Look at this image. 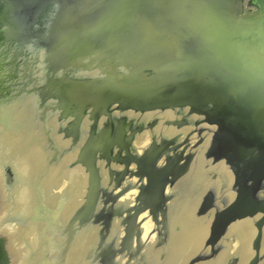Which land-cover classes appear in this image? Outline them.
<instances>
[{
  "label": "water",
  "instance_id": "1",
  "mask_svg": "<svg viewBox=\"0 0 264 264\" xmlns=\"http://www.w3.org/2000/svg\"><path fill=\"white\" fill-rule=\"evenodd\" d=\"M4 14L10 18L0 23L1 39L15 40L18 29H26L22 39L44 52L48 89L64 109L68 101L93 109L100 123L106 118L107 132L117 114L179 112L191 125L205 126V157L225 162L233 186L223 191L221 205L209 192L197 208V219L211 220L209 234L188 264L215 260L228 229L245 220L257 229L246 264H264V0H0ZM115 147L124 150L117 141L88 142L80 155L99 154L109 166ZM108 194L99 189L103 208L96 217L104 229ZM92 195L85 188L83 202L66 219L69 235L81 225ZM0 237L13 264L9 239ZM141 256L144 264L157 259L152 251ZM236 256L233 264L241 260Z\"/></svg>",
  "mask_w": 264,
  "mask_h": 264
},
{
  "label": "flooded vegetation",
  "instance_id": "2",
  "mask_svg": "<svg viewBox=\"0 0 264 264\" xmlns=\"http://www.w3.org/2000/svg\"><path fill=\"white\" fill-rule=\"evenodd\" d=\"M4 42L16 47V51L0 47V142L4 137H19L20 150L11 162L0 164L1 207L7 204L6 195L8 202H15V188H22L15 171L21 155L37 147L43 157L35 154L34 158L43 163H33L28 181L33 197L30 213L11 217L3 224L31 230L35 236L22 264H144L147 261L141 255H147L150 247L155 256L174 254V264H183L184 258V264L188 263L201 251L209 234L211 220L207 216L197 219V208L207 202L209 192L215 193L219 204L225 188L233 186L225 162L205 157L210 141L206 127L191 125L190 118L179 112L117 114V122L113 115L112 128L107 132L106 118L103 116L104 122L100 123L93 109L86 111L83 105L71 101L65 109L59 105L56 93L48 89L47 64L43 65L42 83L35 82V54L26 63L18 56L27 46L36 52L35 44L25 43L22 38ZM122 119L125 122L121 127ZM113 141L122 144L124 150L115 147L108 154L109 166L106 159H99V154L94 158L80 155L88 142L95 145ZM85 164L93 168L92 175ZM218 165L219 170L211 169ZM210 179L216 181L211 183ZM84 187L92 188L93 201L71 236L66 219L83 202ZM100 188L109 191L106 229L96 217L102 204L101 197L98 200ZM180 226L182 230L178 232ZM256 231L251 220L232 225L221 239L217 258L203 264H233L236 255L241 258L236 264H246L254 255L251 244ZM7 236L11 250L12 239ZM100 253L102 257L97 258ZM168 262L172 263V259Z\"/></svg>",
  "mask_w": 264,
  "mask_h": 264
},
{
  "label": "bare ground",
  "instance_id": "3",
  "mask_svg": "<svg viewBox=\"0 0 264 264\" xmlns=\"http://www.w3.org/2000/svg\"><path fill=\"white\" fill-rule=\"evenodd\" d=\"M1 33H2V30L0 29V47L2 46L3 49H8V50L13 49L14 52H15L16 51V49H15L16 47H11V46H9V44L5 43L4 41H6V39H4V38L1 39ZM30 47L29 46L25 47L22 50V52L18 54V56L20 57V59L23 62L25 61V63H26L28 61V57H30V59H31L32 54H35V60H34L35 69H34L33 73L35 74V82L37 84H40V83H42L43 72H44V68H43V65H42L44 52H40V53L34 52V53H32V50L30 49ZM30 53H31V55H30ZM14 57H15V55H14ZM20 59H19V62L21 61ZM147 116H151V114H148ZM54 122L55 121L50 122V124H54ZM19 140H20L19 137L18 138L15 137V138H12L10 140L7 139L6 137L3 138V140L0 142V164L9 163L15 158V156L18 155L19 150H20L19 147H18L19 146L18 145ZM35 154L39 155L41 159L43 158L42 157V151L39 148L34 147V148H31V150H30V152H28V154L21 155V157H20L21 159H19V161L16 163L15 171H17V173H18L17 175L19 177V182L21 183L20 185L22 186V188L21 187L20 188H15V191H16L15 202H12V201L8 202V196L6 195V191H5L7 204H6L5 208H4V210H5V214L4 215H6V216L3 217V218H2V216L0 217V233H5V234H7V235H9L11 237V239H12L11 250H10V247H9L10 246V238L7 235H4V234H0V235H4V236L8 237V239H9L8 249L10 250V253L13 256V259H14V255L17 257V264H22L24 259L26 258V256L29 254L28 246H29L30 243H34L35 236L33 235V232L31 230H29V231H24L22 229L19 230V229H17V227L4 226L3 224H5V222L11 217L28 216V214L31 211V208H32V205H33V203H32L33 202V197H32V190H31V188H29V185H28V181H29L30 177L33 174V166H32L33 163L34 162H39L41 164L43 163L40 158H38V157L34 158ZM76 154H77V152H76ZM202 156H203V154H202ZM0 174H2L1 169H0ZM19 182H18V184H19ZM84 193H85V190H84ZM82 197H84V195ZM181 228H182V226L177 228L178 232H180L182 230ZM263 238H264V234H263ZM187 244H188V242L185 244V246H186L185 249L188 247ZM151 250L152 249L150 247L149 248V252L150 253H151ZM159 256L160 255H158L156 257L157 259L155 260L154 264H162L163 263V262L162 263L160 262ZM169 256H171V258ZM176 256H178V254ZM169 259H172V263L168 262ZM173 259L174 260L177 259V258L175 259V255L174 254H172V255L171 254H167L165 256V260H164L163 264H168V263L169 264H174ZM184 259L182 261L183 264L185 262ZM13 264H14V260H13ZM186 264H188V263H186Z\"/></svg>",
  "mask_w": 264,
  "mask_h": 264
},
{
  "label": "rangeland",
  "instance_id": "4",
  "mask_svg": "<svg viewBox=\"0 0 264 264\" xmlns=\"http://www.w3.org/2000/svg\"><path fill=\"white\" fill-rule=\"evenodd\" d=\"M20 2L23 4V2H24V0H20ZM10 15V14H9ZM9 15H7V14H4L3 16H0V23L3 21V19L5 18V19H7V18H10V16ZM17 33H18V37H17V39H21L22 37H24L25 36V33H26V29L25 28H20V29H18V31H17ZM59 81H61V80H59V79H54L53 80V82H59ZM67 84H69L70 85V83L69 82H67ZM75 84V83H74ZM73 88H75V86H73ZM185 128V127H184ZM184 128H182V129H184ZM208 134V133H207ZM210 134H208V136H209ZM197 134H195V135H193V139H197ZM220 167H221V165H218L217 167H215V168H211V169H215V170H219L220 169ZM206 171V170H205ZM208 171V170H207ZM206 171V172H207ZM210 171V170H209ZM210 181H211V183H214L216 180H211L210 179ZM218 181V180H217ZM5 214V210H4V208L3 207H1L0 206V217L2 216V218L3 217H5L6 215H4Z\"/></svg>",
  "mask_w": 264,
  "mask_h": 264
},
{
  "label": "trees",
  "instance_id": "5",
  "mask_svg": "<svg viewBox=\"0 0 264 264\" xmlns=\"http://www.w3.org/2000/svg\"><path fill=\"white\" fill-rule=\"evenodd\" d=\"M10 260L5 249V240L0 238V264H9Z\"/></svg>",
  "mask_w": 264,
  "mask_h": 264
}]
</instances>
